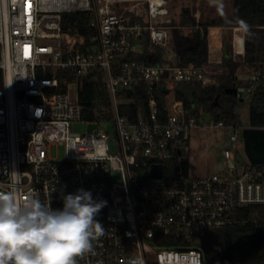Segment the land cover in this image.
<instances>
[{
  "label": "built area",
  "instance_id": "1",
  "mask_svg": "<svg viewBox=\"0 0 264 264\" xmlns=\"http://www.w3.org/2000/svg\"><path fill=\"white\" fill-rule=\"evenodd\" d=\"M171 1L0 0V191L10 190L16 172L21 196L35 192L52 209L77 189L106 201L95 217L104 234L78 264H205L201 237L241 221V208L264 205V161L246 157L243 126L172 97L180 82L217 84L222 59L207 51L200 63L177 61ZM75 11L90 16L88 38L62 28V13ZM201 11L196 2V30ZM87 75L109 97L92 118L79 101L78 79ZM262 81L264 71L253 70L233 93L250 102ZM129 89L147 105L134 120L119 109L133 101L122 95ZM75 122L87 126L74 130ZM201 125L231 132L223 165L192 176L188 138ZM51 145L62 158L49 155ZM254 220L264 222V212Z\"/></svg>",
  "mask_w": 264,
  "mask_h": 264
},
{
  "label": "trees",
  "instance_id": "2",
  "mask_svg": "<svg viewBox=\"0 0 264 264\" xmlns=\"http://www.w3.org/2000/svg\"><path fill=\"white\" fill-rule=\"evenodd\" d=\"M229 12H219V3L212 5L201 23L202 29H194L195 17L193 9L181 7L177 24L173 31V39L177 50V61L200 63L204 58L203 48L207 39L208 26L216 25L231 29L237 27L240 19L251 26V34L244 42V57L235 61L231 40L224 39L222 44L221 70L217 75V84L201 86L199 83L180 82L172 90V97L181 99L184 106L190 109L192 102L202 106L215 120L236 123L237 99L229 87L237 83L236 69L242 65L247 71H264V0H228ZM90 16L86 11L62 13L63 29H75L78 33L89 37L93 29L89 26ZM187 30H184L186 29ZM61 72V71H60ZM59 72V87L66 79ZM79 101L82 115L93 117L96 104L107 103V91L102 83L95 82L90 75L79 77ZM122 95L133 97V101L119 104L120 112L134 120L138 109L145 111L146 103H142L134 95L133 89L125 90ZM218 96L217 100L215 97ZM163 111L164 102L159 105ZM193 112H197L196 109ZM249 124L264 126V81L254 90L249 102ZM264 205L251 204L238 211L241 221L230 227L208 230L201 237L205 251V264H264V222H258Z\"/></svg>",
  "mask_w": 264,
  "mask_h": 264
},
{
  "label": "clouds",
  "instance_id": "3",
  "mask_svg": "<svg viewBox=\"0 0 264 264\" xmlns=\"http://www.w3.org/2000/svg\"><path fill=\"white\" fill-rule=\"evenodd\" d=\"M237 27L235 43L242 46L251 26L240 19ZM14 173L10 190L0 191V264H78L76 258L91 252L104 234L95 217L106 201L77 189L62 194L61 209H52L35 192L22 197L20 174Z\"/></svg>",
  "mask_w": 264,
  "mask_h": 264
},
{
  "label": "rangeland",
  "instance_id": "4",
  "mask_svg": "<svg viewBox=\"0 0 264 264\" xmlns=\"http://www.w3.org/2000/svg\"><path fill=\"white\" fill-rule=\"evenodd\" d=\"M199 4V9L202 10L198 12V15H206L208 10L211 9L212 5L219 3L223 5V10L229 12V2L228 0H172V10L175 15V21H179L180 9L182 6H187L190 9H194L195 3ZM179 12V13H178ZM184 30H187L184 29ZM217 31L211 32L207 36L206 41V51L211 58H221L222 59V44L223 40H231L233 47L235 46V37L239 35L238 30L233 33V29L226 27L216 29ZM210 31H212L210 29ZM235 61L241 59L234 55ZM249 72V71H247ZM245 67L242 65L238 66L236 69V74L238 77H244L247 73ZM238 108L236 109V123L237 126H244L248 122V110L249 104L246 101H238ZM87 126L84 122H75L72 127L74 130L82 131ZM231 128L226 127H209V126H198L192 128L188 138V168L189 173L192 176H203L212 173L219 169L223 165V159L221 156V151L225 145L228 143L229 133ZM49 155L62 158L63 152L62 148L58 145H51L49 150ZM240 159H244L243 154H240Z\"/></svg>",
  "mask_w": 264,
  "mask_h": 264
},
{
  "label": "water",
  "instance_id": "5",
  "mask_svg": "<svg viewBox=\"0 0 264 264\" xmlns=\"http://www.w3.org/2000/svg\"><path fill=\"white\" fill-rule=\"evenodd\" d=\"M73 32V31H70ZM238 36H236V39ZM235 39V41H236ZM206 44V41H205ZM244 44L237 46L235 43L233 52L239 58L244 57ZM227 92H234L235 87H229ZM218 96L215 97L217 100ZM243 139V151L251 163H262L264 161V127L243 126L241 128Z\"/></svg>",
  "mask_w": 264,
  "mask_h": 264
},
{
  "label": "crops",
  "instance_id": "6",
  "mask_svg": "<svg viewBox=\"0 0 264 264\" xmlns=\"http://www.w3.org/2000/svg\"><path fill=\"white\" fill-rule=\"evenodd\" d=\"M203 19H204V17H203ZM210 26H213L212 28H210L211 30H213V31H210V33L212 32H215V31H217L216 29L218 28V29H220V28H223V27H221V26H216V25H210ZM208 36V35H207ZM206 41H207V39H206ZM207 44V43H206ZM206 44H205V46H204V48H203V52H204V55H205V49H206ZM250 72L251 71H249V72H247L246 74H245V76L244 77H238L237 76V85H244L245 84V82L247 81V78H248V76H249V74H250ZM239 101H243V100H239ZM247 102V101H246ZM238 103V102H237ZM248 104H249V102H247ZM238 108V106L236 105V109ZM249 111V110H248ZM248 115H249V112H248ZM249 119V118H248ZM247 125H250L249 124V120H248V122H246V124L244 125V126H247Z\"/></svg>",
  "mask_w": 264,
  "mask_h": 264
}]
</instances>
